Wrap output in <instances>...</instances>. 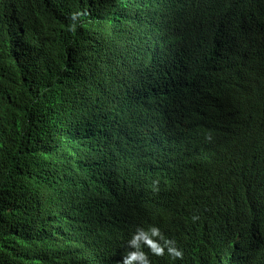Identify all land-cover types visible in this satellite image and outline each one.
<instances>
[{"label":"trees","instance_id":"trees-1","mask_svg":"<svg viewBox=\"0 0 264 264\" xmlns=\"http://www.w3.org/2000/svg\"><path fill=\"white\" fill-rule=\"evenodd\" d=\"M72 1L43 53L14 23L34 96L58 106L39 131L0 115V264H118L163 206V232L198 221L264 162V0ZM219 223L207 264H264Z\"/></svg>","mask_w":264,"mask_h":264},{"label":"clouds","instance_id":"clouds-1","mask_svg":"<svg viewBox=\"0 0 264 264\" xmlns=\"http://www.w3.org/2000/svg\"><path fill=\"white\" fill-rule=\"evenodd\" d=\"M73 7L72 0H0V115H11L16 126L25 123L39 131L44 110L58 105L52 101L44 104L34 96L33 85L23 71L27 65L13 53L20 47L14 23L30 42L34 41L31 50L43 53L44 40L53 39L48 30L57 25V14L62 8H66L65 15L72 18L71 27L75 29L82 13L72 14ZM248 177L246 189L240 195L236 193L232 201L209 205L206 200L198 221L195 214L192 218L180 217L176 227L165 232L158 222L167 217L170 209L163 206L155 213L154 221L135 227L127 240L128 250L119 253L118 264H207L210 243L222 238L217 225L223 221L264 260V162L251 169ZM251 178L256 181L255 186ZM225 257L216 259V264H236L232 258L237 256Z\"/></svg>","mask_w":264,"mask_h":264}]
</instances>
